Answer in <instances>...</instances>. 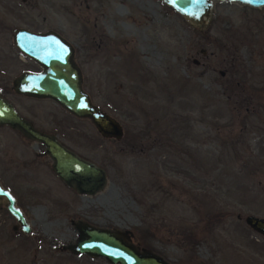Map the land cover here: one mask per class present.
<instances>
[{
  "label": "rangeland",
  "instance_id": "374dc122",
  "mask_svg": "<svg viewBox=\"0 0 264 264\" xmlns=\"http://www.w3.org/2000/svg\"><path fill=\"white\" fill-rule=\"evenodd\" d=\"M17 27L72 44L82 86L119 121V138L51 98L14 91L18 74L39 68L15 46ZM0 90L107 173L92 194L39 168L9 177L6 152L12 162L47 159L0 124V181L31 228L25 234L0 200V264H112L62 248L76 239L77 218L127 229L171 261L264 264V236L244 219L264 216V5L216 0L195 26L163 0H0Z\"/></svg>",
  "mask_w": 264,
  "mask_h": 264
},
{
  "label": "water",
  "instance_id": "95a60500",
  "mask_svg": "<svg viewBox=\"0 0 264 264\" xmlns=\"http://www.w3.org/2000/svg\"><path fill=\"white\" fill-rule=\"evenodd\" d=\"M186 21L195 26H204L212 14L216 0H163ZM252 7H261L264 0H227ZM15 46L40 65L38 71H23L13 80V89L19 94L51 98L65 110L77 117L88 118L97 131L104 136L119 138L122 127L108 112L94 104L82 86L80 67L74 59L72 44L60 33L33 31L17 27L13 32ZM0 124L20 130L24 135L44 144L45 152L52 159V167L58 177L81 194H92L107 181L105 168L80 155L64 144L55 134L38 129L16 106L0 92ZM0 197H5V206L18 222L24 233L31 230L26 216L14 195L0 182ZM246 224L264 236V216L247 214ZM77 237L62 246L73 254H88L104 257L112 264H185L171 261L159 252L136 245L130 232L121 227H106L86 219L73 221Z\"/></svg>",
  "mask_w": 264,
  "mask_h": 264
},
{
  "label": "flooded vegetation",
  "instance_id": "af4514ba",
  "mask_svg": "<svg viewBox=\"0 0 264 264\" xmlns=\"http://www.w3.org/2000/svg\"><path fill=\"white\" fill-rule=\"evenodd\" d=\"M34 61V60H33ZM35 62V61H34ZM36 63V62H35ZM38 66H39V68L38 69H31V70H28V71H38L39 69H40V65L38 64V63H36ZM24 116V115H23ZM27 118V117H26ZM5 125V124H4ZM35 126V125H34ZM38 128V127H37ZM13 129H16V128H13ZM38 129H40V130H42V131H45V132H48V133H52V134H54L53 132H51V131H49V130H46V129H44V128H38ZM18 130V129H17ZM21 134H23L20 130H18ZM24 135V134H23ZM56 135V134H55ZM25 137H27L26 135H24ZM57 136V135H56ZM58 137V136H57ZM27 138H29V137H27ZM29 139H31V138H29ZM31 140H33V139H31ZM34 141V140H33ZM35 142H37V144H38V146H40V147H42V149H43V151H44V153H45V156H46V159H47V161H43V162H41L40 161V159H39V157L41 156L42 157V155H40V153L39 154H37V153H35V155H34V161H32V163H26L25 161H21V160H19L18 162H12V160H11V153H8V152H6L5 153V163H6V166H7V171H8V176L9 177H11V173H10V171H12V172H18V174H16L15 175V177H31V176H33V174H31V173H29L28 172V169L27 168H31V167H34L35 169H37V168H39V171L41 172V173H43V174H46L47 176L46 177H58V175L55 173V171H54V169H53V167H52V159H51V157H50V155L49 154H47L46 152H45V146H44V144L43 143H41V142H38V141H35ZM44 163L45 164H47L46 166H44ZM8 166H10V167H8ZM41 167V168H40ZM47 169V170H46ZM47 171H49L50 173H48ZM20 172V173H19ZM38 174V177H45L44 175H42V174ZM6 176H7V172H6ZM1 182V181H0ZM63 182V181H62ZM2 183V185H3V187L4 188H6V189H8L9 191H10V186H5L4 185V183L3 182H1ZM64 183V182H63ZM9 187V188H8ZM72 188V187H71ZM11 192V191H10ZM15 198H16V196H14ZM0 200H2L3 202H4V204H5V202H6V198L5 197H0ZM16 201H17V198H16ZM18 203V202H17ZM19 205V204H18ZM20 206V205H19ZM8 210V209H7ZM10 213V212H9ZM25 214V213H24ZM15 219V218H14ZM16 220V219H15ZM74 225V224H73ZM18 227H19V225H18ZM31 231V230H30ZM29 231V232H30ZM25 234H27V233H25ZM134 241V240H133ZM136 244V243H135ZM137 245V244H136Z\"/></svg>",
  "mask_w": 264,
  "mask_h": 264
},
{
  "label": "trees",
  "instance_id": "16d2710c",
  "mask_svg": "<svg viewBox=\"0 0 264 264\" xmlns=\"http://www.w3.org/2000/svg\"><path fill=\"white\" fill-rule=\"evenodd\" d=\"M2 93H4V91L3 90H0Z\"/></svg>",
  "mask_w": 264,
  "mask_h": 264
}]
</instances>
